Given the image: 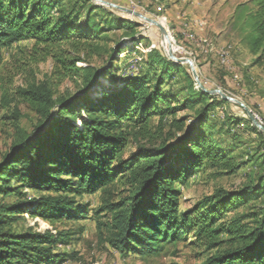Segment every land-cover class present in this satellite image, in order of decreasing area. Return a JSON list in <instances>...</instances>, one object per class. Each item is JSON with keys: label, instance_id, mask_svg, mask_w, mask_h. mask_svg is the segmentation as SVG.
Masks as SVG:
<instances>
[{"label": "trees", "instance_id": "16d2710c", "mask_svg": "<svg viewBox=\"0 0 264 264\" xmlns=\"http://www.w3.org/2000/svg\"><path fill=\"white\" fill-rule=\"evenodd\" d=\"M124 15L90 0H0V61L4 49L32 42L36 57L51 59L54 74L75 84L61 95L50 83L30 84L14 96L37 122L25 133L17 111L8 118L16 139L0 160V264L75 261L61 248L83 234L87 219L122 258L158 256L190 240L201 251L197 264H264V154L239 188L181 208L177 185L204 170L235 175L254 158L240 161L217 138L212 118L227 102L197 89L160 50L143 54L137 73L118 66L132 51L128 42L144 41L140 24ZM234 23L249 69L264 76V0L238 6ZM175 76L184 87L165 90ZM250 131L264 146L251 124ZM97 194L94 208L82 200ZM25 216L47 228L17 230Z\"/></svg>", "mask_w": 264, "mask_h": 264}, {"label": "rangeland", "instance_id": "374dc122", "mask_svg": "<svg viewBox=\"0 0 264 264\" xmlns=\"http://www.w3.org/2000/svg\"><path fill=\"white\" fill-rule=\"evenodd\" d=\"M102 1L128 9H130L129 3H132L136 12L162 24L169 34L173 55L176 58H187L193 62L196 74L204 88L209 91L218 89L240 102L264 127V76L257 68L249 69L251 59L248 53L241 50L243 46L239 45V34L234 23L237 7L248 0ZM110 10L119 12L115 9ZM124 16L140 24V32L144 41L136 47L128 42L127 46H130L132 51L124 52L119 56L118 66L137 73L141 70L142 55L149 50L157 49L165 55L164 41L166 40L158 28L126 14ZM115 37V35H110L112 40H116ZM199 41L209 46L202 49ZM32 44V42H23L2 51L0 61V160L9 153L16 139V129L12 126L13 122L8 119L11 113L13 111L19 113L17 128L25 133H30L37 122L35 113L14 97L18 89L26 88L30 84L47 82L53 86L56 95L75 91V84L71 80L59 79L54 74L51 59L41 60L33 54ZM222 50L229 52L228 67L220 63L219 54ZM91 63L93 66L96 65V59ZM78 65L79 67L86 66L85 64ZM182 66L192 77L189 66L186 64ZM183 87V78L175 76L165 90L171 88L177 91ZM224 116L234 118L235 123L223 119ZM212 119L216 124V132L221 129L217 138L226 146H230L240 161L245 162L248 158L254 159L235 175L215 177L209 170H204L198 172L186 185H177L183 209L189 208L217 189L239 188L247 181L246 174L257 172L259 162L255 161V157L264 154L261 138L250 131L251 122L238 104L227 102L226 105L214 111ZM237 121L240 123V129L236 131L237 128L234 126ZM229 129L232 130L229 131ZM29 195H31L30 192ZM82 200L90 203L92 208L99 203L98 194L91 197L84 196ZM24 218L25 221L16 225L17 230H22L26 226L35 227L36 224L38 228H47L45 223L37 219L30 220L26 216ZM79 226H83V234L75 237L70 247L61 248L67 252H75L77 259L65 264H197L201 259L199 257L201 251L188 245L187 242L190 240L165 247L158 256L122 258L107 245L101 244L93 219L82 221ZM67 227L75 228V225H67Z\"/></svg>", "mask_w": 264, "mask_h": 264}, {"label": "water", "instance_id": "95a60500", "mask_svg": "<svg viewBox=\"0 0 264 264\" xmlns=\"http://www.w3.org/2000/svg\"><path fill=\"white\" fill-rule=\"evenodd\" d=\"M90 1L94 5L118 10L119 12H122V13L128 15L129 17H132V18L137 19L139 21H143V22L147 23L150 26H154V27H156V28H158L160 30L163 38L169 39V34H168L167 30L165 29V27L162 24H160L159 22H157L155 20L147 18L146 16H144L141 13H138L136 11L130 10L128 8L119 7V6H116L114 4L102 1V0H90ZM165 56L167 57L168 60H170L172 62L178 63L180 65L186 64V65L189 66L191 74H192L193 81L195 82V86H196L197 89H199L202 92H204L206 94H209L211 96H219L225 102L236 103L240 107H242L244 112L246 113L248 119L250 120L252 126L255 127L258 131H260L264 135V127L255 119V117L251 114V112L246 107H244L240 102H238V101L234 100L233 98L225 95L223 92H221L218 89L209 91V90H206L204 88V86L199 81V78H198V76L196 74V71L194 69V66H193V62L191 60H189L187 58H176L173 55V51H172V47L171 46L168 48L167 51H165Z\"/></svg>", "mask_w": 264, "mask_h": 264}, {"label": "bare ground", "instance_id": "6f19581e", "mask_svg": "<svg viewBox=\"0 0 264 264\" xmlns=\"http://www.w3.org/2000/svg\"><path fill=\"white\" fill-rule=\"evenodd\" d=\"M190 28V27H189ZM165 39V38H164ZM166 41H164V46L166 48V51L168 50V48L171 46V43H170V39H165ZM199 45H200V48H204V47H208L209 45L206 44L205 42H202V41H199ZM205 49V48H204ZM219 58L221 60L220 63H222L224 66H229L230 64V58H229V52L228 50H222L219 54Z\"/></svg>", "mask_w": 264, "mask_h": 264}, {"label": "built area", "instance_id": "2783aa9c", "mask_svg": "<svg viewBox=\"0 0 264 264\" xmlns=\"http://www.w3.org/2000/svg\"><path fill=\"white\" fill-rule=\"evenodd\" d=\"M129 7H130V9L133 10V11L136 10V8L132 5V3H129ZM230 68H231V70L233 71V68H232V67H230Z\"/></svg>", "mask_w": 264, "mask_h": 264}, {"label": "crops", "instance_id": "0c3cea01", "mask_svg": "<svg viewBox=\"0 0 264 264\" xmlns=\"http://www.w3.org/2000/svg\"><path fill=\"white\" fill-rule=\"evenodd\" d=\"M241 50H242V51H245V53H247V52H246V49H245L244 47H242V49H241Z\"/></svg>", "mask_w": 264, "mask_h": 264}]
</instances>
